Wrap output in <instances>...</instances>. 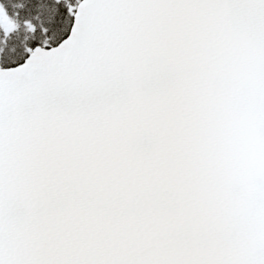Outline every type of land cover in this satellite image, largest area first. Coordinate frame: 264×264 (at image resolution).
Segmentation results:
<instances>
[{
    "label": "snow or ice",
    "instance_id": "obj_1",
    "mask_svg": "<svg viewBox=\"0 0 264 264\" xmlns=\"http://www.w3.org/2000/svg\"><path fill=\"white\" fill-rule=\"evenodd\" d=\"M0 264H264V0H0Z\"/></svg>",
    "mask_w": 264,
    "mask_h": 264
}]
</instances>
